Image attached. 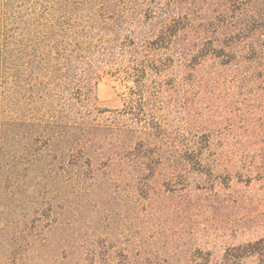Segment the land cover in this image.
Instances as JSON below:
<instances>
[{
	"label": "rangeland",
	"instance_id": "obj_1",
	"mask_svg": "<svg viewBox=\"0 0 264 264\" xmlns=\"http://www.w3.org/2000/svg\"><path fill=\"white\" fill-rule=\"evenodd\" d=\"M23 1L0 0V91L16 74L1 47ZM188 1L197 24L222 19L225 0ZM213 64L169 76L165 101L151 102L156 118L147 121L167 137L164 156L179 163L145 180L98 163L91 176L86 166L70 168L63 186L45 167L12 176L2 158L0 264H264V69ZM112 70L98 77L95 94L97 107L115 111L131 104L134 84ZM21 229L31 245L15 240Z\"/></svg>",
	"mask_w": 264,
	"mask_h": 264
},
{
	"label": "trees",
	"instance_id": "obj_2",
	"mask_svg": "<svg viewBox=\"0 0 264 264\" xmlns=\"http://www.w3.org/2000/svg\"><path fill=\"white\" fill-rule=\"evenodd\" d=\"M149 2L23 1L17 30L3 35L1 47L5 69L16 71L0 91V160L12 176L45 167L63 185L70 168L86 166L91 176L103 163L138 170L137 179L145 180L163 163H179L164 156L167 137L153 133L146 118L155 120L153 103L165 101L169 76L207 60L213 69H264V0H225L222 19L206 24L196 23L192 1ZM106 69L133 82L128 107H97L95 85ZM32 239L25 229L15 235L26 245Z\"/></svg>",
	"mask_w": 264,
	"mask_h": 264
}]
</instances>
